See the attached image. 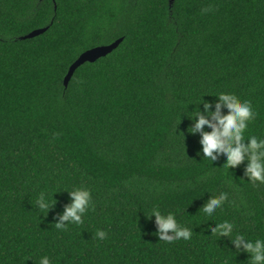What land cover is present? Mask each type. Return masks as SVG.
<instances>
[{
	"label": "trees",
	"instance_id": "1",
	"mask_svg": "<svg viewBox=\"0 0 264 264\" xmlns=\"http://www.w3.org/2000/svg\"><path fill=\"white\" fill-rule=\"evenodd\" d=\"M29 1L0 25V264H250L212 229L229 220L264 239V184L246 161L206 160L188 129L226 92L253 106L245 143L264 138V0H35L27 14ZM119 39L65 88L82 54ZM77 187L92 192L84 223L58 230ZM54 190L46 215L35 201ZM222 192L210 219L202 208ZM153 208L192 239L160 241Z\"/></svg>",
	"mask_w": 264,
	"mask_h": 264
},
{
	"label": "clouds",
	"instance_id": "2",
	"mask_svg": "<svg viewBox=\"0 0 264 264\" xmlns=\"http://www.w3.org/2000/svg\"><path fill=\"white\" fill-rule=\"evenodd\" d=\"M215 95L218 96L216 110L213 112L212 104L203 101L207 115L199 111L192 113L194 125L189 127L188 132L201 134L202 152L206 160L214 162L221 156L226 157V162L223 165L225 169L236 168L246 161L245 174L249 182L264 184V138L248 136V142L245 143L249 124L255 118L251 102L241 101L237 96L226 92ZM224 107L228 109V115L223 114ZM205 126L212 130L204 131ZM57 191L39 193L35 203L42 213L47 215L50 208L56 203L53 196ZM70 195L71 204L65 208L64 213L55 224V228L58 230H67V226L70 224H83V217L92 202V192L88 188H74L70 191ZM227 200L228 193L222 192L218 198L210 199L202 211L211 219ZM152 216L155 217L158 226L155 234L159 236L160 241L171 244L174 241H190L192 239L193 230L181 226L176 213L164 214L159 208H153L148 217ZM234 228L235 225L231 221L224 220L212 229L211 236L231 237L236 250L249 254L250 264H264V239L252 240L241 234L233 235ZM96 235L99 240L103 241L108 234L104 230H97ZM238 251L234 252L238 254ZM38 264H53V262L49 256L44 255L40 257Z\"/></svg>",
	"mask_w": 264,
	"mask_h": 264
},
{
	"label": "water",
	"instance_id": "3",
	"mask_svg": "<svg viewBox=\"0 0 264 264\" xmlns=\"http://www.w3.org/2000/svg\"><path fill=\"white\" fill-rule=\"evenodd\" d=\"M176 0H170V8L173 7ZM49 27L38 29L33 31L32 33L28 34L27 36L21 37L20 40H26V39H33L36 37H39L46 33L48 31ZM123 42V39H119L118 41L114 42L111 45L107 46H99L96 48H93L91 50H88L84 54L80 56V58L70 67L68 74L66 75L64 84L65 88L67 89L69 87V84L75 75L76 71L84 66L86 63L94 64L98 60L107 57L111 53H113Z\"/></svg>",
	"mask_w": 264,
	"mask_h": 264
},
{
	"label": "flooded vegetation",
	"instance_id": "4",
	"mask_svg": "<svg viewBox=\"0 0 264 264\" xmlns=\"http://www.w3.org/2000/svg\"><path fill=\"white\" fill-rule=\"evenodd\" d=\"M42 2L43 0H40L41 4ZM20 3H21V0H0V25L3 23V20H4V18L1 17L3 16V14H18V17H20V13H22V11H20ZM54 3L56 4V0H54ZM28 4H29V8L27 10V14L28 13L31 14L32 12H35L37 5H38L35 2V0H30ZM15 17L16 16H13L12 18H15Z\"/></svg>",
	"mask_w": 264,
	"mask_h": 264
}]
</instances>
